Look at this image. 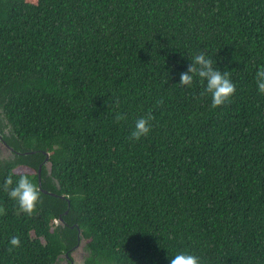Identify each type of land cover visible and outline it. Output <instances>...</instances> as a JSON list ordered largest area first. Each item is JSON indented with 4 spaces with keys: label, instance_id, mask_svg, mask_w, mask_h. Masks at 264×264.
Instances as JSON below:
<instances>
[{
    "label": "trees",
    "instance_id": "16d2710c",
    "mask_svg": "<svg viewBox=\"0 0 264 264\" xmlns=\"http://www.w3.org/2000/svg\"><path fill=\"white\" fill-rule=\"evenodd\" d=\"M200 52L236 85L218 108L179 84ZM261 66L264 0H0V185L41 194L0 188V264H264Z\"/></svg>",
    "mask_w": 264,
    "mask_h": 264
},
{
    "label": "clouds",
    "instance_id": "9594fccd",
    "mask_svg": "<svg viewBox=\"0 0 264 264\" xmlns=\"http://www.w3.org/2000/svg\"><path fill=\"white\" fill-rule=\"evenodd\" d=\"M230 76V71H222L219 67H214V61L206 56L205 53L200 52L192 58L187 70L180 73L179 84L191 87L194 78L198 77L202 89L200 95L210 96L211 107L218 108L229 102L236 92V85L232 82ZM255 83L258 91L264 94V66H261L256 71ZM114 119L119 123L122 120H126L127 117L118 112ZM153 119L154 117L150 112L136 119L130 132L129 140L139 141L142 137H146L151 131L150 122ZM49 156L47 162L49 161ZM0 188L8 194L10 199L17 203L21 212L30 216L36 211L41 194L27 174L20 175L15 183L11 176L5 178ZM4 213L5 209L0 206V215ZM20 243L19 236H14L10 240V245L13 248L19 247ZM9 251H11V248ZM169 261L170 264H201L200 257L188 252H178Z\"/></svg>",
    "mask_w": 264,
    "mask_h": 264
},
{
    "label": "rangeland",
    "instance_id": "374dc122",
    "mask_svg": "<svg viewBox=\"0 0 264 264\" xmlns=\"http://www.w3.org/2000/svg\"><path fill=\"white\" fill-rule=\"evenodd\" d=\"M35 2V1H34ZM30 172V173H34V171L28 170V169H18L17 172ZM75 264H84V258H85V252L83 250L80 249V251H77L75 254ZM66 258V257H65ZM68 261L67 260H63L62 262H60L59 264H67Z\"/></svg>",
    "mask_w": 264,
    "mask_h": 264
},
{
    "label": "water",
    "instance_id": "95a60500",
    "mask_svg": "<svg viewBox=\"0 0 264 264\" xmlns=\"http://www.w3.org/2000/svg\"><path fill=\"white\" fill-rule=\"evenodd\" d=\"M39 175H40V182H41V169H40Z\"/></svg>",
    "mask_w": 264,
    "mask_h": 264
}]
</instances>
